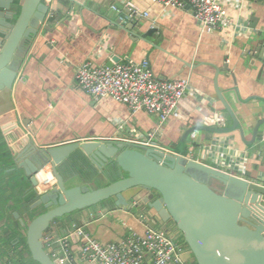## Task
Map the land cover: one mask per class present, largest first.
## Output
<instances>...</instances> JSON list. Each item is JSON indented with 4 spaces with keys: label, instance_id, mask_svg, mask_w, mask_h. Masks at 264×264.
I'll return each mask as SVG.
<instances>
[{
    "label": "crops",
    "instance_id": "0c3cea01",
    "mask_svg": "<svg viewBox=\"0 0 264 264\" xmlns=\"http://www.w3.org/2000/svg\"><path fill=\"white\" fill-rule=\"evenodd\" d=\"M220 2L232 25L208 32L199 26L187 3L168 8L161 0H78L72 12L67 0H44L48 7V12L43 10L45 22L34 24L35 38L18 51L17 73H4L15 76L11 88L8 92L0 89V175L4 173L0 182L14 181L12 186L2 185L3 189L0 185V204L6 209L0 229H6L11 219L24 231L32 212L41 215L50 209L54 188L43 193L38 188L43 177L39 172L46 165L53 168L57 164L68 187L95 190L115 182L114 175H118L114 164L98 165V150H111L113 143L147 145L149 135L155 132L149 146L174 153L186 132L206 126V119L214 114L224 116L230 127L232 120L217 90L235 113L245 140L239 131L221 135L195 132L188 138L184 156L190 158L191 153L194 161L234 175L229 164L248 156L243 179L264 185V3ZM127 3L134 4L139 15L118 23L120 14L112 6L126 10ZM2 6L0 31L7 33L19 7ZM154 28L161 31L162 41L161 34H148ZM143 34L146 39L141 38ZM113 57L120 63L147 60L157 78L185 80L190 92L164 124L155 115L133 113L112 99L95 101L79 88L77 71L86 62L107 67ZM193 90L200 95L190 94ZM136 134L142 137L136 139ZM161 158L165 162V157ZM222 159L225 166L219 161ZM15 198L21 199L17 206ZM11 207L18 208L9 212ZM93 214L95 211H84L65 217L60 222L64 227L59 228L57 222L49 238L55 234L51 240L57 242L76 227H83L107 244L121 242L131 234L144 236L150 225L169 228L176 241L181 238L173 222L161 223L157 210L141 212L127 206L95 219ZM69 242L76 240L71 237ZM183 260L186 264L193 261L188 252Z\"/></svg>",
    "mask_w": 264,
    "mask_h": 264
},
{
    "label": "water",
    "instance_id": "95a60500",
    "mask_svg": "<svg viewBox=\"0 0 264 264\" xmlns=\"http://www.w3.org/2000/svg\"><path fill=\"white\" fill-rule=\"evenodd\" d=\"M67 1L73 12L78 0ZM5 3L18 4L19 13L7 33L6 30L0 31V87L4 86L0 88L1 92H8L6 90L11 88L15 77L14 74L5 76L4 73L7 70L17 73L18 51L35 38L34 24L45 22L44 8L48 12L44 0H0V9ZM44 29L47 30V27ZM150 33L161 34V31L154 28ZM146 36L143 34L141 38L146 39ZM114 63H120V59L113 57L107 67H112ZM217 96L232 125L226 128L204 125L192 128L182 136L174 153L149 145L116 143L112 144L111 150H98L95 153L98 165L103 168L114 164L113 170L120 176L119 180L107 186L95 190L88 186L70 188L68 179L58 172L57 164H53L52 172L57 185L51 191L55 193L48 206L50 209L26 227V242L32 259L39 264H57L45 249L44 238L48 230L65 217L76 212L95 211L92 216L95 219L113 208L129 206L141 212L157 210L161 223L173 222L175 230L189 248V257L197 264H264V185L184 156L188 138L195 132L221 135L239 131L245 140L244 130L232 108L218 90ZM258 130L259 126L254 130L255 135ZM161 157H165V162ZM200 175L217 180L223 192L198 179ZM32 182L38 184L35 176ZM100 208L102 211L97 212ZM61 227L64 226L60 223ZM166 232L169 233L170 229L167 228Z\"/></svg>",
    "mask_w": 264,
    "mask_h": 264
},
{
    "label": "built area",
    "instance_id": "2783aa9c",
    "mask_svg": "<svg viewBox=\"0 0 264 264\" xmlns=\"http://www.w3.org/2000/svg\"><path fill=\"white\" fill-rule=\"evenodd\" d=\"M264 3V0H243ZM168 8L190 6L199 26L208 32H214L232 25L227 11L220 0H161ZM120 14V19L130 20L139 15V10L132 3L126 4V10L112 6ZM148 17L149 14H144ZM78 86L95 101L112 99L127 105L133 113L145 111L159 118L164 124L175 114L180 101L190 92L185 80H166L157 78L149 61L141 64L118 63L112 67H95L91 62L84 63L77 71ZM192 95L200 93L193 90ZM206 126L226 128L227 120L220 114L206 119ZM140 139V134L134 135ZM155 132L149 135L147 145L152 144ZM264 143V135L262 136ZM190 159L193 160L190 153ZM248 156L229 164L233 173L242 177L247 173ZM226 165L225 160H219ZM51 165H46L39 172L43 174L38 188L43 192L50 191L57 185ZM76 227V226H74ZM73 237L76 242H69ZM44 238L48 250L54 253L57 264H186L183 260V249L179 242L165 229L148 226L144 236L128 235L121 242L102 244L83 227H76L67 237L50 243ZM73 243L76 245L72 250ZM55 248H57L55 250Z\"/></svg>",
    "mask_w": 264,
    "mask_h": 264
},
{
    "label": "trees",
    "instance_id": "16d2710c",
    "mask_svg": "<svg viewBox=\"0 0 264 264\" xmlns=\"http://www.w3.org/2000/svg\"><path fill=\"white\" fill-rule=\"evenodd\" d=\"M6 168H2V170H5ZM2 173L0 177L3 175ZM115 181L120 179L119 175H114ZM7 182V183H2L0 182L1 188L2 185H11L14 183V181ZM3 189V188H2ZM2 189L0 190V194H2ZM16 189V187L14 188ZM1 196V195H0ZM35 198H30L29 201H33ZM21 201L20 198H15L14 202L15 205ZM4 203H7V200L4 201ZM18 207H11L7 209L9 212ZM45 211V210H44ZM5 212L6 209L3 208L0 204V221L3 220V217H5ZM40 213L38 211H34L30 215V221L35 219L37 216H39ZM16 223V222H15ZM49 231L45 234V238H49ZM177 242H180L182 244V249L188 251L189 248L186 245V243H183V239L180 238L177 240ZM50 243L53 244V241L50 240ZM45 249L48 250V248L45 246ZM0 259H1V264H39L35 262L29 252L27 242H26V229L24 231L19 230L18 225L14 224V222H11L10 219V224H8V227L5 229H0ZM190 264H197L195 261H192Z\"/></svg>",
    "mask_w": 264,
    "mask_h": 264
},
{
    "label": "rangeland",
    "instance_id": "374dc122",
    "mask_svg": "<svg viewBox=\"0 0 264 264\" xmlns=\"http://www.w3.org/2000/svg\"><path fill=\"white\" fill-rule=\"evenodd\" d=\"M197 178L202 180V181H206L213 188H215L217 191L223 192V188H222L221 184L217 180L211 179V178H207V177H202L201 175H200V177L197 176ZM75 248H76V245L73 243L72 250H75Z\"/></svg>",
    "mask_w": 264,
    "mask_h": 264
},
{
    "label": "flooded vegetation",
    "instance_id": "af4514ba",
    "mask_svg": "<svg viewBox=\"0 0 264 264\" xmlns=\"http://www.w3.org/2000/svg\"><path fill=\"white\" fill-rule=\"evenodd\" d=\"M115 200V199H114ZM114 200H112V201H114ZM111 201V202H112ZM180 243V242H179ZM183 243H185V242H183ZM44 244H45V246L47 247V245H46V243L44 242ZM180 245H181V247H183L182 246V244L180 243ZM57 248H55V250H56ZM47 252L49 253V255L53 258V259H55V256H54V253L52 252H50L49 250H47ZM184 252H188V251H186V250H183V254H184ZM183 256V255H182ZM191 259H192V257H191ZM193 260V259H192Z\"/></svg>",
    "mask_w": 264,
    "mask_h": 264
},
{
    "label": "bare ground",
    "instance_id": "6f19581e",
    "mask_svg": "<svg viewBox=\"0 0 264 264\" xmlns=\"http://www.w3.org/2000/svg\"><path fill=\"white\" fill-rule=\"evenodd\" d=\"M45 245V244H44Z\"/></svg>",
    "mask_w": 264,
    "mask_h": 264
}]
</instances>
